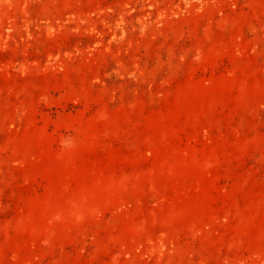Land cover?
<instances>
[{
  "label": "rangeland",
  "instance_id": "374dc122",
  "mask_svg": "<svg viewBox=\"0 0 264 264\" xmlns=\"http://www.w3.org/2000/svg\"><path fill=\"white\" fill-rule=\"evenodd\" d=\"M0 264H264V0H0Z\"/></svg>",
  "mask_w": 264,
  "mask_h": 264
}]
</instances>
